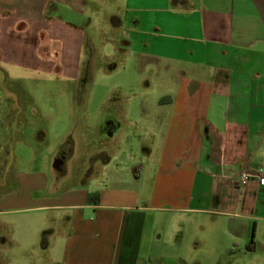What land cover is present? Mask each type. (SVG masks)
I'll return each instance as SVG.
<instances>
[{
    "label": "crops",
    "instance_id": "0c3cea01",
    "mask_svg": "<svg viewBox=\"0 0 264 264\" xmlns=\"http://www.w3.org/2000/svg\"><path fill=\"white\" fill-rule=\"evenodd\" d=\"M104 2L135 91L0 89V231L41 215L59 264H264V0H0V82H78Z\"/></svg>",
    "mask_w": 264,
    "mask_h": 264
},
{
    "label": "rangeland",
    "instance_id": "374dc122",
    "mask_svg": "<svg viewBox=\"0 0 264 264\" xmlns=\"http://www.w3.org/2000/svg\"><path fill=\"white\" fill-rule=\"evenodd\" d=\"M99 17L93 19V26L86 31L82 75L78 82L62 81L59 78L38 76L21 69L15 70L16 79L2 78L0 89L11 96L17 89L25 90L32 95L30 102L34 105L49 106L53 104L95 106L101 104L106 93L114 96L118 88L133 92L134 88L124 85L126 74L130 75L133 65L123 60L120 52L110 40H120L118 32H113L107 14L117 7L107 2L100 4ZM112 67L114 70H112ZM8 73V72H7ZM125 75V76H124ZM115 91V92H114ZM119 94V93H118ZM10 96V97H11ZM103 98V99H102ZM137 98L133 104H143ZM114 104H122V102ZM26 102V101H25ZM111 105V104H110ZM10 224L0 231L1 254L4 264H59L63 251V238L57 237L52 226L42 228L43 218L39 214H13ZM48 219L46 218V223Z\"/></svg>",
    "mask_w": 264,
    "mask_h": 264
},
{
    "label": "built area",
    "instance_id": "2783aa9c",
    "mask_svg": "<svg viewBox=\"0 0 264 264\" xmlns=\"http://www.w3.org/2000/svg\"><path fill=\"white\" fill-rule=\"evenodd\" d=\"M241 179H242V183L245 184V183H247L248 181H250V180L253 179V178H252L251 175H249V174L246 173V174H243V175L241 176ZM260 182H261L262 184H264V179H261Z\"/></svg>",
    "mask_w": 264,
    "mask_h": 264
},
{
    "label": "trees",
    "instance_id": "16d2710c",
    "mask_svg": "<svg viewBox=\"0 0 264 264\" xmlns=\"http://www.w3.org/2000/svg\"><path fill=\"white\" fill-rule=\"evenodd\" d=\"M93 199V198H92Z\"/></svg>",
    "mask_w": 264,
    "mask_h": 264
}]
</instances>
